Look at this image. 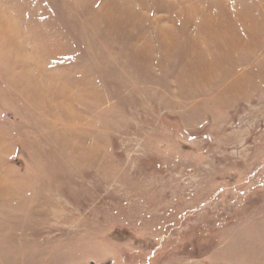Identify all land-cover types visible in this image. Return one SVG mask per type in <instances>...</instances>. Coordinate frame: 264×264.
<instances>
[{
  "label": "rangeland",
  "instance_id": "1",
  "mask_svg": "<svg viewBox=\"0 0 264 264\" xmlns=\"http://www.w3.org/2000/svg\"><path fill=\"white\" fill-rule=\"evenodd\" d=\"M0 264H264V0H0Z\"/></svg>",
  "mask_w": 264,
  "mask_h": 264
}]
</instances>
